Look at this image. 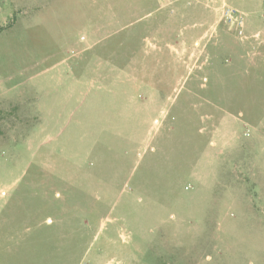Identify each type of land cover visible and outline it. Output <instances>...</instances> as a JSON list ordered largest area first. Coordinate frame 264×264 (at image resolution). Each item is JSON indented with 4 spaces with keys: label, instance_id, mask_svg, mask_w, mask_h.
Here are the masks:
<instances>
[{
    "label": "rangeland",
    "instance_id": "rangeland-1",
    "mask_svg": "<svg viewBox=\"0 0 264 264\" xmlns=\"http://www.w3.org/2000/svg\"><path fill=\"white\" fill-rule=\"evenodd\" d=\"M0 264H264V0H0Z\"/></svg>",
    "mask_w": 264,
    "mask_h": 264
}]
</instances>
